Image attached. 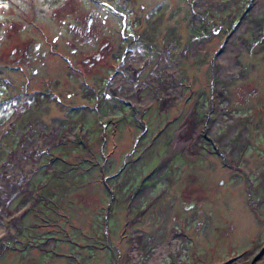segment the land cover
<instances>
[{
	"label": "rangeland",
	"instance_id": "rangeland-1",
	"mask_svg": "<svg viewBox=\"0 0 264 264\" xmlns=\"http://www.w3.org/2000/svg\"><path fill=\"white\" fill-rule=\"evenodd\" d=\"M4 197L0 264H264V0H0Z\"/></svg>",
	"mask_w": 264,
	"mask_h": 264
},
{
	"label": "bare ground",
	"instance_id": "bare-ground-1",
	"mask_svg": "<svg viewBox=\"0 0 264 264\" xmlns=\"http://www.w3.org/2000/svg\"><path fill=\"white\" fill-rule=\"evenodd\" d=\"M139 59V52L138 50H133V51H129L125 57H124V61H123V66H128V67H133L134 64L133 62L136 61ZM131 64V65H130ZM167 75H170V72L169 71H165L164 73V76L167 77ZM124 83V78H123V74L119 71L117 72L114 76H113V79L111 81V89H113L114 91H117L119 90V86L120 85H123ZM174 86V83H166L164 82V96H163V100L166 101L167 98H169L171 96V94L175 93L176 92V89H172ZM125 91L127 92V89H125ZM186 121V124H188L185 128L186 131L190 132L192 131V128H193V125H192V118L191 117H187V119H185ZM183 130V132L185 131ZM32 139V138H31ZM54 139V136L51 135L50 133H46V132H43L40 136V141L44 142V143H50L52 142V140ZM28 143L30 144L31 143V140L28 138V137H24L23 140H22V143L21 145L19 146V148L17 149L18 153H15V156L16 155H22V153L25 151L26 153H29L30 149H32V145L30 148L27 147V145L24 146V144ZM9 168H12L13 169V165L11 164H7L6 165V170H8ZM23 177L18 174L17 177H12L10 178V183L8 186H5V189L4 191H18L20 190V187L21 185L23 186L22 182L20 181ZM23 188V187H22ZM21 188V189H22ZM2 190V189H1ZM10 194V192H8V194L6 195V198L8 197V195ZM6 198L4 197L3 198V205H2V209L0 211V215L3 216L2 217H7V219L10 221V222H14V219H15V216L11 213V211H9L7 208H6V203H7V200ZM6 200V202H5ZM3 225V224H2ZM168 243H173V240L169 241ZM167 243V244H168ZM135 244V240L133 241V245L134 246ZM164 245L162 248H159L156 253L154 254V256L151 258V263H154L156 262V260L159 258L160 254L162 253L163 250H165L168 246ZM254 247L257 245V242H253L252 244ZM169 248V247H168ZM167 248V249H168Z\"/></svg>",
	"mask_w": 264,
	"mask_h": 264
},
{
	"label": "flooded vegetation",
	"instance_id": "flooded-vegetation-1",
	"mask_svg": "<svg viewBox=\"0 0 264 264\" xmlns=\"http://www.w3.org/2000/svg\"><path fill=\"white\" fill-rule=\"evenodd\" d=\"M91 21V17L89 16V22ZM87 22H88V20H87ZM86 22V23H87ZM86 29H87V31H88V29H89V26H86ZM189 124V123H188ZM187 124V125H188ZM186 125V126H187ZM191 132V131H190ZM190 132H188V131H184L183 132V134H184V136H190L191 135V133ZM134 144H136V142L134 143ZM189 146H190V144H189ZM203 149H205V150H207L206 148H205V145H201L200 146V148L196 151V152H193V153H190V152H187L188 154H195V153H198L199 152V150H203ZM185 150V149H184ZM135 151V150H134ZM208 151V150H207ZM209 152V151H208ZM210 153V152H209ZM211 154V153H210ZM126 156V155H125ZM128 157V156H127ZM126 164H127V158L126 157H124V161H123V163L121 164V166L119 167V169L115 172L116 174L118 173V172H120V171H122L123 169H124V167L126 166ZM162 168V171L165 169V163H163L158 169H156V171L158 170V172L160 171V169ZM115 173H110L108 176H109V178L110 177H112L111 175H116ZM106 178H107V175H106ZM103 184H104V187L109 191V182L107 181V182H105V178H104V181H103ZM111 192V191H110ZM113 193L111 192V196L109 195V201H108V203L106 204L107 206H108V204H109V202L111 201V198H113ZM193 203H195V200H190V203L189 204H187V206L184 204L183 206L186 208V207H189V205H192ZM191 207V206H190ZM147 208H149V207H147ZM146 208V209H147ZM144 212V210L143 211H140V213L142 214ZM15 220V219H14ZM15 223V221L12 223V222H10V224L11 225H13ZM3 224V223H2ZM3 226L5 227V224H3ZM6 228V227H5ZM5 228H4V230H5ZM253 250V249H252Z\"/></svg>",
	"mask_w": 264,
	"mask_h": 264
}]
</instances>
